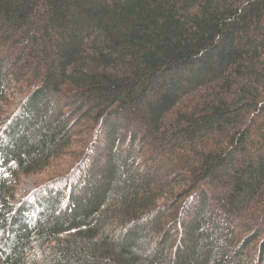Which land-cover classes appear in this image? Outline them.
Here are the masks:
<instances>
[{"label":"trees","instance_id":"obj_1","mask_svg":"<svg viewBox=\"0 0 264 264\" xmlns=\"http://www.w3.org/2000/svg\"><path fill=\"white\" fill-rule=\"evenodd\" d=\"M0 264H264V0H0Z\"/></svg>","mask_w":264,"mask_h":264},{"label":"rangeland","instance_id":"obj_2","mask_svg":"<svg viewBox=\"0 0 264 264\" xmlns=\"http://www.w3.org/2000/svg\"><path fill=\"white\" fill-rule=\"evenodd\" d=\"M39 180L36 178H26L22 181V185L18 188V196H24L30 192H32L35 187L38 185Z\"/></svg>","mask_w":264,"mask_h":264}]
</instances>
